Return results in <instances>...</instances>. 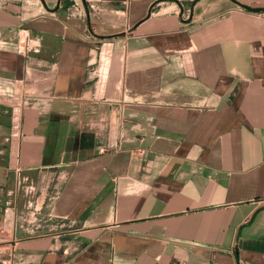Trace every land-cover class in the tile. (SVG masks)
I'll return each mask as SVG.
<instances>
[{
	"label": "crops",
	"instance_id": "crops-1",
	"mask_svg": "<svg viewBox=\"0 0 264 264\" xmlns=\"http://www.w3.org/2000/svg\"><path fill=\"white\" fill-rule=\"evenodd\" d=\"M0 238L264 264V0H0Z\"/></svg>",
	"mask_w": 264,
	"mask_h": 264
},
{
	"label": "rangeland",
	"instance_id": "rangeland-1",
	"mask_svg": "<svg viewBox=\"0 0 264 264\" xmlns=\"http://www.w3.org/2000/svg\"><path fill=\"white\" fill-rule=\"evenodd\" d=\"M1 239V238H0ZM5 245H8V244H6V242H2V241H0V246L2 247V246H5ZM0 247V248H1ZM1 250V249H0Z\"/></svg>",
	"mask_w": 264,
	"mask_h": 264
},
{
	"label": "built area",
	"instance_id": "built-area-1",
	"mask_svg": "<svg viewBox=\"0 0 264 264\" xmlns=\"http://www.w3.org/2000/svg\"><path fill=\"white\" fill-rule=\"evenodd\" d=\"M91 8L93 7V5L90 6ZM78 10L77 7H73V12L75 13Z\"/></svg>",
	"mask_w": 264,
	"mask_h": 264
}]
</instances>
